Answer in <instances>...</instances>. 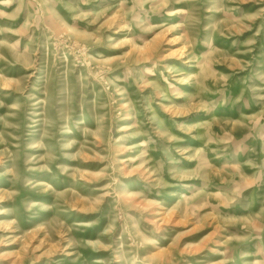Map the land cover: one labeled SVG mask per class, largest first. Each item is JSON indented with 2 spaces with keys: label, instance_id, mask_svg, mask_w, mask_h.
Listing matches in <instances>:
<instances>
[{
  "label": "rangeland",
  "instance_id": "1",
  "mask_svg": "<svg viewBox=\"0 0 264 264\" xmlns=\"http://www.w3.org/2000/svg\"><path fill=\"white\" fill-rule=\"evenodd\" d=\"M0 264H264V0H0Z\"/></svg>",
  "mask_w": 264,
  "mask_h": 264
}]
</instances>
